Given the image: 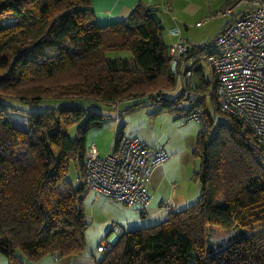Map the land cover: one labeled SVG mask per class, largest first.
<instances>
[{
  "label": "trees",
  "instance_id": "1",
  "mask_svg": "<svg viewBox=\"0 0 264 264\" xmlns=\"http://www.w3.org/2000/svg\"><path fill=\"white\" fill-rule=\"evenodd\" d=\"M158 11L139 0L123 21L99 24L90 0H0V253L9 264L84 249L86 138L103 123L101 113L81 105L29 106L145 95L161 101L160 110L182 113ZM213 111L226 122L211 131L209 117L197 134V201L170 209L160 223L124 229L96 264H264V145L235 117ZM123 137L120 128L112 150ZM71 162L75 187L67 179ZM232 230V240L213 252L208 236Z\"/></svg>",
  "mask_w": 264,
  "mask_h": 264
},
{
  "label": "built area",
  "instance_id": "2",
  "mask_svg": "<svg viewBox=\"0 0 264 264\" xmlns=\"http://www.w3.org/2000/svg\"><path fill=\"white\" fill-rule=\"evenodd\" d=\"M235 9H240L239 14L206 50L192 51L178 28L170 31L175 36L168 43V68L175 78L172 90L181 92L179 106L185 120H197L206 130L209 97L213 110L235 117L264 145V0H235L222 13L232 15ZM164 92L156 93L155 98L159 100ZM166 158L163 146H150L137 137H123L103 155L91 141L86 145L81 181L108 199L143 210L151 198L150 175ZM164 206L175 209L172 203ZM111 230L98 251L109 250L124 231L116 222Z\"/></svg>",
  "mask_w": 264,
  "mask_h": 264
},
{
  "label": "rangeland",
  "instance_id": "3",
  "mask_svg": "<svg viewBox=\"0 0 264 264\" xmlns=\"http://www.w3.org/2000/svg\"><path fill=\"white\" fill-rule=\"evenodd\" d=\"M12 19L13 16H8L3 21L8 22ZM224 22L225 17L214 15L201 25L189 27L192 47L202 48L210 45L217 33L226 25L223 26ZM167 24H163L165 30ZM165 30H163L162 38L168 44L170 39L165 35ZM123 54L131 60L129 53ZM208 70L209 68L205 66L204 71L207 74ZM161 104V101L153 102L144 95L118 100L112 104L79 97L49 98L40 101L36 106H29L30 109H44L57 105H81L101 113L103 126L91 129L86 141L87 143L94 141L102 154L108 150L113 141L114 132L120 128H122L124 137H137L150 146L152 144L163 146L167 152L165 161L157 166V171L161 172L160 175L162 174V180L159 184H155V187L153 186L152 193L154 194L153 190L156 189V195L152 197L144 212L137 206H125L106 198L94 189L87 188L82 199L83 210L89 223L84 235V249L79 253L59 256L56 259L47 255L35 264H96L95 262L103 255V252L98 251L96 247L99 242L111 236L113 222L122 226L126 231L143 228L160 223L167 218L170 210L164 204L171 203L167 200L170 199L171 194H175L174 204L179 208L182 207L180 204H184L182 207L184 208L197 201L199 186L195 179V171L199 160L193 156L192 151L197 134L203 129L202 123L197 120L187 121L180 112L160 110ZM210 104L208 97L207 110L213 120L211 127L213 131L218 122H226V116L215 113ZM177 107L180 108L179 104ZM73 127L74 125H71L68 128L71 137H74ZM77 174L78 171L71 162L67 179L74 187L78 184ZM234 234L235 230L209 235L210 249L214 252L226 246ZM0 264H9V261L0 255Z\"/></svg>",
  "mask_w": 264,
  "mask_h": 264
},
{
  "label": "crops",
  "instance_id": "4",
  "mask_svg": "<svg viewBox=\"0 0 264 264\" xmlns=\"http://www.w3.org/2000/svg\"><path fill=\"white\" fill-rule=\"evenodd\" d=\"M137 1L139 0H90V5L94 12V17L96 22L99 24H109L112 22L123 21L124 19H126ZM140 1L154 5L159 9L158 16L160 18L162 26L163 24L168 23L166 30L164 26L163 28L165 30V35L168 36V38L170 39L169 42L175 38V36H173L170 31L174 28H178L182 38L190 46L192 45L190 43L191 36L189 35L188 32L189 27H195L201 25L205 20H208L214 15H217L219 17H225V22L223 24L224 26L229 20L237 16L240 12V9H235L232 15H226L222 13L224 9L230 6L229 4L230 0H170V1L140 0ZM112 143L109 145L108 150H105L103 154H106L112 150ZM151 146H156V145L152 144ZM99 152L100 154H102L100 149ZM162 168L164 170L165 165L162 166ZM160 173L161 172L157 171V167H156L154 168V170L150 175V180L148 184V191L151 197L150 201L152 197H155L157 192L156 189H154L153 191H155V193L154 194L152 193L153 186L155 187V184H159V182L162 180V174L160 175ZM171 195L169 196L170 199L167 200H170V202L176 207L173 199L175 194H173L172 196ZM180 205H182L183 207L184 204H180ZM176 208L180 209L179 207ZM144 210L145 209L141 211L144 212ZM0 255L4 257L1 253Z\"/></svg>",
  "mask_w": 264,
  "mask_h": 264
}]
</instances>
